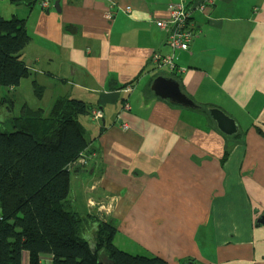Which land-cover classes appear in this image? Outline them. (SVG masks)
I'll list each match as a JSON object with an SVG mask.
<instances>
[{
  "label": "crops",
  "instance_id": "obj_1",
  "mask_svg": "<svg viewBox=\"0 0 264 264\" xmlns=\"http://www.w3.org/2000/svg\"><path fill=\"white\" fill-rule=\"evenodd\" d=\"M42 1L11 13L31 34L23 51L31 92L34 79L49 90L37 106L49 112L62 96L103 111L80 118L89 164L71 171L75 209L86 214L88 199L118 196L111 216L118 230L174 264H264V0H212L193 10L195 39L175 52L183 90L232 116L234 135L200 105L151 88L157 76L172 77L152 61L155 52L171 53L156 21L168 17V4L207 0H58L60 11L55 0ZM19 86L9 89L15 103ZM129 242L123 248H134Z\"/></svg>",
  "mask_w": 264,
  "mask_h": 264
},
{
  "label": "trees",
  "instance_id": "obj_2",
  "mask_svg": "<svg viewBox=\"0 0 264 264\" xmlns=\"http://www.w3.org/2000/svg\"><path fill=\"white\" fill-rule=\"evenodd\" d=\"M9 1L32 9L40 0ZM30 41L25 18L0 14V108H13L7 91L32 73L23 58ZM169 75L178 81L176 71ZM33 85L42 98L39 89L44 86L35 79ZM20 107V113L9 119L11 129L0 121V264H25L24 252L27 264H43L44 256L50 257L51 264H174L161 256L118 247L114 220L81 214L72 204L71 165L89 145L80 118L92 116L94 108L82 99L62 96L49 112L28 103ZM199 107L210 114L214 105ZM93 222L96 247L90 250L82 234ZM178 264L199 263L187 258Z\"/></svg>",
  "mask_w": 264,
  "mask_h": 264
},
{
  "label": "rangeland",
  "instance_id": "obj_3",
  "mask_svg": "<svg viewBox=\"0 0 264 264\" xmlns=\"http://www.w3.org/2000/svg\"><path fill=\"white\" fill-rule=\"evenodd\" d=\"M42 0H40L38 3H40ZM56 1V0H55ZM55 1H54V6H55ZM37 3V4H38ZM9 6H12L9 8ZM17 6H19V4L17 3H12L9 0H3L1 1L0 4V10L3 11V13H5V15L7 16V18H10L13 16V14L11 13H16L15 11L19 10L16 9ZM55 7H53L54 9ZM30 9V8H29ZM15 10V11H12ZM1 14V13H0ZM21 17V16H20ZM26 78H23L21 80V82H23ZM28 81H24L22 83V85L19 86L18 88V94L21 95L20 98H18V100L16 101V103L14 102V106L13 108L10 110L8 109L7 105L3 106L2 112L0 113V121H2L4 127H6L7 129H11L12 124L11 121L9 120L10 117L12 115H18L20 113V105L23 102H28L31 106H35L34 108H37V102L39 100V94L37 95L35 90H34V86H33V91L32 90V83L31 80L28 78ZM42 92V95L46 97H50L49 96V90L46 88H43V90L39 89ZM7 93H10L9 90L7 91ZM41 99V98H40ZM32 106V107H33ZM95 119V118H94ZM88 148V147H87ZM87 148L81 153L80 157L77 158L76 162L73 163L71 166L72 168H74L76 165L80 164L78 162L82 160V158H85L86 160V165H84L85 167L88 166L89 164V155L87 153ZM70 195H71V191H70ZM119 201V198L117 196L116 199H114V201H95V200H89L88 199V203L90 204L92 211H90L89 213H91L95 219H99V220H114L111 216L114 214V207L117 206V202ZM82 203V202H81ZM115 222V221H114ZM116 224V223H115ZM117 226V225H116ZM119 228V227H117ZM91 226H89V228L85 231L86 232H93V230H91ZM120 229V228H119ZM92 234V233H91ZM125 241L129 242V238H127V235H125L122 231L118 230V234L116 236V245L126 251L135 253V254H146V255H156L159 256V254H157L156 252L152 251L153 249H149L148 247L144 246L143 244H141L140 242H138L137 240H133V242H129V244L134 245V248H131V246H127L126 248H123ZM131 249V250H128ZM161 253L162 251L159 250ZM43 264H51V259L47 258L44 256V258L42 259Z\"/></svg>",
  "mask_w": 264,
  "mask_h": 264
},
{
  "label": "built area",
  "instance_id": "obj_4",
  "mask_svg": "<svg viewBox=\"0 0 264 264\" xmlns=\"http://www.w3.org/2000/svg\"><path fill=\"white\" fill-rule=\"evenodd\" d=\"M212 0H207L206 2H201L192 8L187 6L182 2L169 4L168 17L165 19H158L156 25L167 31L166 44L170 47L171 53L161 54L155 52L152 56L153 63L156 64L158 68H166L169 73L177 71V65L175 63V52L177 50L189 51L191 44L196 36V33L191 25L190 17L193 10L199 9L203 11L206 9L207 5L212 3ZM42 7H48V1L41 2ZM129 9V7H127ZM112 17V14L109 16ZM132 86H127L126 90L130 91ZM125 108H129V103H125ZM91 115L95 119H100L103 117V111L99 108H94L91 111ZM123 128H128L126 123L122 124ZM81 166L85 167L86 160L82 158L81 161L78 160Z\"/></svg>",
  "mask_w": 264,
  "mask_h": 264
},
{
  "label": "water",
  "instance_id": "obj_5",
  "mask_svg": "<svg viewBox=\"0 0 264 264\" xmlns=\"http://www.w3.org/2000/svg\"><path fill=\"white\" fill-rule=\"evenodd\" d=\"M55 8L60 11L61 6L59 1H55ZM152 90L161 98L171 100L172 102L185 107H198L196 102L188 96L182 89L179 82L166 75L157 76L151 85ZM210 116L216 122L218 129L227 135H234L238 131L237 122L232 116L219 107H211L209 109ZM75 171L82 170L81 165H76Z\"/></svg>",
  "mask_w": 264,
  "mask_h": 264
},
{
  "label": "clouds",
  "instance_id": "obj_6",
  "mask_svg": "<svg viewBox=\"0 0 264 264\" xmlns=\"http://www.w3.org/2000/svg\"><path fill=\"white\" fill-rule=\"evenodd\" d=\"M80 165V164H79ZM96 229V226L93 225V230ZM82 238L88 243L90 250H94L96 247V241L91 232H86L82 234Z\"/></svg>",
  "mask_w": 264,
  "mask_h": 264
}]
</instances>
